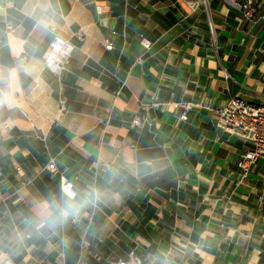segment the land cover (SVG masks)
<instances>
[{"label": "crops", "instance_id": "1", "mask_svg": "<svg viewBox=\"0 0 264 264\" xmlns=\"http://www.w3.org/2000/svg\"><path fill=\"white\" fill-rule=\"evenodd\" d=\"M209 5L216 49L206 15L181 0H0V264H113L131 251L143 264H264V163L239 180L250 146L212 111L182 123L175 108L264 105V20ZM56 37L67 58L51 70ZM52 159L74 200L100 193L55 222L41 213L64 198Z\"/></svg>", "mask_w": 264, "mask_h": 264}, {"label": "built area", "instance_id": "2", "mask_svg": "<svg viewBox=\"0 0 264 264\" xmlns=\"http://www.w3.org/2000/svg\"><path fill=\"white\" fill-rule=\"evenodd\" d=\"M232 9L238 10L241 13L243 20L252 22L255 21V17L264 20V9L260 14L255 0H223ZM186 6L187 14H195L197 10H201L206 15V23L210 33L212 46L217 47V33L214 27V23L211 17L210 0H181ZM98 15L102 14L100 6L95 7ZM141 45L148 50L150 48V42L142 40ZM64 43L55 38V42L51 44V50L44 57L46 65L51 70H58L62 62L66 61L67 49ZM53 51H59L58 58H51ZM51 58V59H50ZM226 79L230 80V76L225 74ZM175 108L178 111V119L180 122L185 123L188 120V114L192 109H205L212 111L216 116V127L226 132L230 136H234L250 147L243 151L240 155V159L237 161L238 177L239 180H246L253 172L254 166L257 162L264 163V105H258L244 98L234 96L228 99L226 105L218 110L211 109L207 104L198 103H180L176 104ZM148 118V109H144V114L138 116L133 123L140 126ZM55 161L52 159L48 166L47 171L51 174V177L55 175L60 176L61 194L71 196L74 198L76 192L74 190L73 181L64 177L63 172L58 170ZM19 174L20 168H15ZM3 174L0 169V178ZM261 199L264 201V185L261 189ZM113 264H143L142 259L136 255L134 251L129 252L126 259H119Z\"/></svg>", "mask_w": 264, "mask_h": 264}, {"label": "clouds", "instance_id": "3", "mask_svg": "<svg viewBox=\"0 0 264 264\" xmlns=\"http://www.w3.org/2000/svg\"><path fill=\"white\" fill-rule=\"evenodd\" d=\"M98 199H100L99 192L90 193L89 199L85 201H76L71 196H66L60 203L53 201L51 205L41 206V213L55 222L56 220L67 218L69 215H78L85 203L94 202Z\"/></svg>", "mask_w": 264, "mask_h": 264}, {"label": "water", "instance_id": "4", "mask_svg": "<svg viewBox=\"0 0 264 264\" xmlns=\"http://www.w3.org/2000/svg\"><path fill=\"white\" fill-rule=\"evenodd\" d=\"M132 76L139 77L140 76V66L136 65L132 71Z\"/></svg>", "mask_w": 264, "mask_h": 264}, {"label": "rangeland", "instance_id": "5", "mask_svg": "<svg viewBox=\"0 0 264 264\" xmlns=\"http://www.w3.org/2000/svg\"><path fill=\"white\" fill-rule=\"evenodd\" d=\"M259 16L255 17L254 19H258ZM262 172L264 173V168L262 169Z\"/></svg>", "mask_w": 264, "mask_h": 264}, {"label": "bare ground", "instance_id": "6", "mask_svg": "<svg viewBox=\"0 0 264 264\" xmlns=\"http://www.w3.org/2000/svg\"><path fill=\"white\" fill-rule=\"evenodd\" d=\"M51 58H53V55H51ZM51 58H50V59H51Z\"/></svg>", "mask_w": 264, "mask_h": 264}]
</instances>
